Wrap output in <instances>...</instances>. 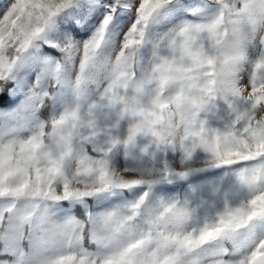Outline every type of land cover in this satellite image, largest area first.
I'll return each mask as SVG.
<instances>
[{"label":"snow or ice","instance_id":"snow-or-ice-1","mask_svg":"<svg viewBox=\"0 0 264 264\" xmlns=\"http://www.w3.org/2000/svg\"><path fill=\"white\" fill-rule=\"evenodd\" d=\"M0 264H264V0H0Z\"/></svg>","mask_w":264,"mask_h":264}]
</instances>
